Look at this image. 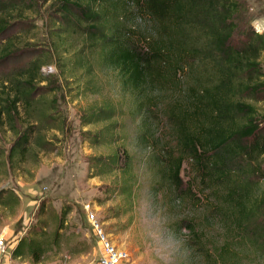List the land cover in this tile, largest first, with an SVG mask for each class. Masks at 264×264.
Returning <instances> with one entry per match:
<instances>
[{
  "label": "rangeland",
  "instance_id": "374dc122",
  "mask_svg": "<svg viewBox=\"0 0 264 264\" xmlns=\"http://www.w3.org/2000/svg\"><path fill=\"white\" fill-rule=\"evenodd\" d=\"M246 1L251 25L264 32V0ZM121 2L128 6L130 37L140 45L151 42V18L136 0ZM93 10L94 5L62 6V0H0V18L9 25L0 47L9 41L14 49L0 61V89L37 59L43 65L34 83L45 91L40 108L46 113L56 108L59 119H30L46 143H32L20 160L7 157L15 134L0 130V190L18 198L17 204L0 206L6 244L0 264H98L103 253L98 226L111 245L127 253L119 264H264L262 236L252 232L264 230L263 207L255 223L238 226L224 187L202 181L194 160L183 159L179 185L169 177L179 151L169 115L188 90L184 76L173 78L162 67L138 97L123 88L116 69L97 59L95 19L88 14ZM261 60L264 72L263 53ZM105 101L117 107L113 137L95 142L91 135L108 122L82 124L81 118ZM254 104L264 114V100ZM19 110L17 129L27 123ZM125 152L131 176L123 173ZM108 155L117 159L116 168L98 173L97 158ZM249 158L254 160L247 159V184L254 200L264 192V154ZM22 238L40 245L39 260L26 253L12 258Z\"/></svg>",
  "mask_w": 264,
  "mask_h": 264
},
{
  "label": "trees",
  "instance_id": "16d2710c",
  "mask_svg": "<svg viewBox=\"0 0 264 264\" xmlns=\"http://www.w3.org/2000/svg\"><path fill=\"white\" fill-rule=\"evenodd\" d=\"M136 3L154 26L153 39L146 45L130 37L125 21L128 6L121 0H62V6L94 5L93 12L88 14L93 15L91 20L95 19L91 28L97 32V59L101 65L115 68L121 86L132 94L138 97L147 79L157 80L162 67H167L165 71L173 78L184 76L188 90L180 100L181 105H174L169 115L176 124L179 145L178 155L169 165V177L179 185L183 159L194 160L202 181L224 187L236 212L237 225L247 227L255 223L258 212L264 208V192L252 200L254 193L247 184L251 164L247 159L252 161L249 157L264 154V114L254 104L264 100L261 60L264 32L251 25L246 0H136ZM8 29L7 21L0 18V39L6 37ZM11 46L8 41L0 47V61L13 54ZM42 65L37 59L30 61L18 70L17 76L8 78V86L0 89V130L8 129L15 134L8 149L9 161L26 158L32 143L38 147L46 143L38 136V125L30 119L59 120L54 116L57 111L53 104H49V111H55L49 113L40 108L45 91L34 82ZM19 108L24 111L27 123L17 129ZM116 111V104L111 101L86 109L82 124L108 122L103 130L91 135L93 141H112ZM126 155L127 152L123 173L130 174ZM116 162L110 155L98 157L94 167L98 173L108 172L116 168ZM125 180L129 183L128 178ZM128 188L130 184L126 185ZM17 203L18 198L10 190H0V206ZM254 229L256 238L262 236L264 246V230ZM41 249L34 240L22 238L11 254L12 258H18L26 253L39 260L44 253Z\"/></svg>",
  "mask_w": 264,
  "mask_h": 264
},
{
  "label": "built area",
  "instance_id": "2783aa9c",
  "mask_svg": "<svg viewBox=\"0 0 264 264\" xmlns=\"http://www.w3.org/2000/svg\"><path fill=\"white\" fill-rule=\"evenodd\" d=\"M97 235L101 239L103 246V253L100 255L98 264H119L121 261L127 258V253L111 245V243L105 238V234L101 227L98 226ZM4 236L0 235V255L5 251Z\"/></svg>",
  "mask_w": 264,
  "mask_h": 264
}]
</instances>
